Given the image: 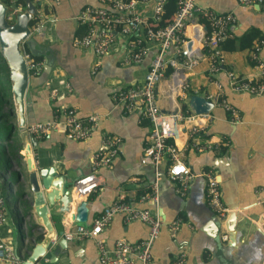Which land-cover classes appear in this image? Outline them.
<instances>
[{"label": "crops", "instance_id": "1", "mask_svg": "<svg viewBox=\"0 0 264 264\" xmlns=\"http://www.w3.org/2000/svg\"><path fill=\"white\" fill-rule=\"evenodd\" d=\"M10 1L14 4L16 0ZM155 2L156 0L139 2L138 13L149 17ZM235 2L236 0H196L198 6L217 14H224L218 12H226L235 5ZM36 4L38 17L46 22V27L41 32L32 35L33 50L36 53L39 52L38 55L25 51L31 57L40 58L42 66L46 60L39 54L42 50L47 54L50 52L53 72L47 83L29 88L28 106L23 116L24 122L20 123L28 126L50 122L55 117V110L60 107L74 109L78 117L97 114L100 115V119L95 132L88 140L71 141L65 136L60 117L56 129L51 130L39 141V146L33 148L34 160L40 167H56L58 174L66 170L73 174L76 180L90 173V159L98 148L102 135L116 136L121 140L120 152L114 159L115 162L113 161L116 166L111 178L103 176V173L111 170L113 165L99 171L105 181V186L82 198L88 202L89 213L86 223L80 225L90 227L103 208L119 197L136 207L154 211L151 194L153 186L156 185L157 191L162 192L161 197L164 199L163 217H160L163 223L168 224L175 218H181L182 222L174 235L170 234L166 227L160 231L152 247L150 264H173V260L179 255L183 256L182 264H230L219 250L220 237L212 239L202 231V227L210 217L203 211L194 209L191 219L196 225L193 224L182 210L184 205L181 204V200H185L187 194L184 197L176 194L174 184L168 179L163 186L151 170L147 172L146 167L143 168L140 164L139 158L150 130L149 121L141 118L140 111L128 113L122 105L113 100L114 94L141 82L154 50L150 51L139 65L125 64L123 58L126 54V42L119 39L106 56L99 58L92 50L81 48L76 42L86 32V27L77 21L78 14L86 7H103L100 0H39ZM242 7H244L242 9L244 11L242 12L243 20L239 22L235 16L236 25L230 30V37H228L233 40V44L226 43L220 46L221 70L214 75L208 74L207 60L202 59L193 68H178L181 76L180 79H176L173 77L174 69L168 67L165 69L164 79L157 87L156 95L159 108L164 113L176 110L190 111L188 98L191 95L218 96L236 110L239 120L232 122L230 114L221 106H213V110L208 113L207 121H203V129L197 139L200 144L208 142L212 148L198 152L193 147H188L185 162L188 167L192 165L199 168L201 174L199 183L203 185V194L205 177L202 174L211 171L216 179L220 177L219 189L222 187L223 191L228 192L230 202L242 206L251 205V219L256 222L257 217L264 218V209L255 205L264 194V98H261L262 95L253 96L233 91L228 74L244 80L259 81L262 79L259 76V68L251 60V53L255 46H260L259 58L264 63V23L261 25V30L252 25L251 19L258 13L264 14V11L259 8V12H256L254 8H257V5ZM190 30L188 28L187 32L190 33ZM249 31L257 32L258 37L256 38L260 40L254 43L252 49H240L239 38ZM190 43L191 47L201 51L200 44ZM167 56L170 59L176 58L173 51H169ZM177 61H179L178 58ZM182 85H186L187 89H183ZM54 89H58L59 96L52 99L51 93ZM8 91L9 88L5 90L7 94ZM182 92L185 93L184 96H181ZM8 99L9 105L2 112V116L7 115L3 119L6 120L3 122L5 123L3 130H0L2 137L9 135L11 128L19 126L17 116L13 114L10 96ZM223 115L225 120L220 118ZM221 121L230 125H239L235 130V140L230 136L213 132L216 124ZM15 135L14 137L9 135L7 142L0 140V167L7 165L12 169L11 173L21 171L25 182V158L21 144ZM227 141L229 144L224 146ZM214 146L218 150L213 149ZM228 152H230L231 164L229 165L226 161L222 162L219 165V172L207 165L210 162L213 163L214 160L226 159ZM127 157L132 159L130 163H127ZM190 170L194 175L191 167ZM127 176L128 179L122 182ZM195 180L194 175L189 186ZM21 185L22 183L13 188V191L16 190L15 196ZM15 196L12 198L4 196L6 223L0 231V242L10 246L15 254L22 256L25 260L33 244L41 240L45 230L41 228L30 231L29 216L22 219L30 210V201L28 199L18 201ZM203 201L207 207L205 195ZM222 204L228 208L223 201ZM177 206L179 208L176 211L174 209ZM14 216L23 221L20 229L22 241L16 240V234L9 227L10 223L15 224L12 219ZM65 216L61 217L56 212H51V221L58 240L63 239L62 235H58L59 233L63 234L65 231L73 230L77 225L69 224ZM147 236L148 227L145 224L137 221L126 223L121 215H116L97 239L103 242L107 253L112 256L116 241L124 240L135 244L145 240ZM55 242L54 240L53 243ZM68 242L77 246L79 252L74 255H61L56 264H73L75 255L80 258V264H99L98 250L93 240L74 239ZM40 262L45 264L42 260ZM134 264H137V261ZM260 264H264V256Z\"/></svg>", "mask_w": 264, "mask_h": 264}, {"label": "built area", "instance_id": "2", "mask_svg": "<svg viewBox=\"0 0 264 264\" xmlns=\"http://www.w3.org/2000/svg\"><path fill=\"white\" fill-rule=\"evenodd\" d=\"M35 3L39 0H33ZM57 1V0H56ZM103 7H86L77 16V21L86 27L85 34L77 40V45L92 50L99 58L106 56L119 39L126 42L125 64L139 65L154 50L148 67L138 85H133L114 94L113 100L122 105L128 113L140 111L141 118L150 123L147 141L139 158L142 165H149L156 169L162 168L166 178L171 181L175 193L184 197L194 175L186 165V149L193 147L198 152L211 149V144L197 142L199 133L203 129V121H207L208 114H193L189 110H176L164 113L160 110L156 90L165 77V69H174L173 77L180 79L181 71L178 68H193L200 60H207L208 74L214 75L221 70V43L230 37V30L236 25V18L232 13L217 14L196 4V0H177L176 11L170 22L162 28H155L160 20V14L165 0H156L149 17L142 16L137 11V0H100ZM143 2V1H142ZM241 6L257 5L264 11V0H236ZM15 8L14 4H11ZM19 9V6L17 7ZM16 10V8H15ZM36 22L30 27V35L45 29V21L41 20L36 12ZM10 19V16H7ZM191 29L190 33L187 29ZM189 42L200 44V50L195 47L187 49ZM24 46V42H22ZM173 51L176 58L170 59L167 54ZM260 46H255L251 53V60L260 70L259 81L244 80L228 74L231 88L235 92L253 96L264 94V63L259 58ZM24 58L30 76H37L42 63L32 59L24 51ZM205 57V58H204ZM177 58L179 61H177ZM187 89L186 85H182ZM58 89L52 90L51 98H57ZM185 93L182 92L181 96ZM213 106H221L230 114V120H239L236 110L227 101L218 96H206ZM55 117L50 122L37 123L26 127L27 133L35 140H42L51 130L58 126L59 118L64 124L65 136L71 141L88 140L95 132L100 115L93 114L78 117L76 111L69 107H60L55 110ZM121 140L116 136L102 135L99 146L90 159V173L76 179L73 192L84 198L105 186L99 171L110 168L118 156ZM229 142H225L227 146ZM213 149H217L216 146ZM205 177V202L207 207L223 224L229 209L221 201V193L214 174L208 171ZM157 186H153L151 201H157ZM256 206L264 209V194L256 201ZM6 202L0 193V231L6 223ZM121 215L124 222H140L148 227V236L135 244L124 240L114 243L113 255L110 256L98 235L106 228L114 216ZM181 218H175L164 224L156 211L134 206L131 202L118 198L105 206L101 214L88 228L76 225L73 230L63 233L66 241L93 240L98 250L99 261L102 264H150L152 247L160 231L166 227L174 235L179 229ZM226 241V235L221 236ZM54 242V240L52 241ZM24 259L12 251L10 246L0 242V264H20ZM183 256L179 255L173 264H182Z\"/></svg>", "mask_w": 264, "mask_h": 264}, {"label": "water", "instance_id": "3", "mask_svg": "<svg viewBox=\"0 0 264 264\" xmlns=\"http://www.w3.org/2000/svg\"><path fill=\"white\" fill-rule=\"evenodd\" d=\"M244 7L235 5L226 12L217 11L218 13H230L237 17L239 22L243 20L242 9ZM260 7H255L254 10L259 12ZM230 11V12H229ZM10 16V19L7 16ZM34 14L29 11H13L12 7L5 5L0 0V57L3 59L8 72V83L10 96L12 102L13 114L17 116L19 126L17 128H11L9 130L10 137L18 138L25 158L26 170H25V182L23 173L12 172V169L7 165L0 167V193L6 198H12L15 196L13 188L22 183L18 189V194L15 196L17 200L28 199L30 201V210H28L26 216L30 219V231L43 228L45 230L39 242L33 244L30 249L28 257L20 264H40L41 260L45 264H56L61 255H74L79 252L77 246H73L71 242L64 239H57L56 232L54 230L51 221V212L64 217L66 215V221L69 224H84L88 219L89 206L88 202L82 198L76 196L73 193V185L75 176L68 171H64L62 174H58L56 167H40L36 163L33 157V148L39 146V141L30 136L24 124L23 116L28 106L29 100V88L34 86H40L48 82L49 76L53 72L51 55L46 51H41L39 55L45 58V63L42 66L37 76H30L27 70L24 51L27 50L31 54L38 55L39 52L33 50L34 40L30 35V21ZM235 17V18H236ZM251 23L256 28L262 30V23H264V14H257V16L251 19ZM241 25V24H240ZM24 42V46H22ZM191 48V43L187 44V49ZM261 98H264V94ZM263 100V99H259ZM188 107L193 114H208L213 110V104L203 96L191 95L188 98ZM225 120V116L220 117ZM20 120V121H19ZM21 122V123H20ZM24 122V121H23ZM64 127V124H63ZM239 125H230L224 121L216 124L213 132L230 136L235 140V130ZM230 152L226 153V159L221 161L214 160L213 163L207 165L220 171L219 165L222 162L231 164ZM127 163H130L132 159L127 157ZM115 162V160H114ZM112 163V169L103 173V176L111 178L114 173L115 163ZM121 161H119L120 163ZM118 163V164H119ZM142 165V164H141ZM146 167V171L153 172L156 177L165 186L167 178L162 168L157 171L155 168L149 165H142ZM193 169L196 180L189 186L186 199L181 200L183 212L187 214L189 220L193 222L191 216L194 214V209L197 211H203L210 219L202 227V231L208 234V237L214 239L220 237L219 250L221 255L228 259L230 264H260L262 257L264 256V218L262 216L257 217L258 221H253L250 214V206H242L235 202L228 200V192L223 191L221 187L220 193L222 201L229 208V212L226 218L221 224L220 220L211 212L204 204L203 201V185L199 183L200 170L198 167L190 166ZM189 167V168H190ZM222 177V173L219 174ZM128 179V176L122 180V182ZM154 181V180H153ZM220 187V177L216 179ZM166 187L164 188V190ZM219 189V190H220ZM164 192V191H163ZM159 193V192H158ZM157 196V201L153 202L154 211L160 217H163L161 195ZM158 206V208H156ZM178 206L174 210H178ZM22 219H19L17 223L19 228V235H16V240L22 241L20 237V229L23 225ZM193 224H195L193 222ZM196 225V224H195ZM226 235V241L221 240V236ZM59 236L63 235L61 233ZM33 238V237H32ZM56 242L53 243L52 241ZM53 244H52V243ZM72 245V246H71ZM75 247V248H73ZM213 249V248H211ZM212 252V251H211ZM73 264H80V258L76 255L73 258ZM99 264H102L98 260ZM42 264V263H41ZM137 264H140L137 262Z\"/></svg>", "mask_w": 264, "mask_h": 264}, {"label": "trees", "instance_id": "4", "mask_svg": "<svg viewBox=\"0 0 264 264\" xmlns=\"http://www.w3.org/2000/svg\"><path fill=\"white\" fill-rule=\"evenodd\" d=\"M137 1H145V0H137ZM2 2L9 6L12 7V1L10 0H2ZM176 2L177 0H165L163 8H162V12L160 14V20L159 22L156 23L155 28H162L165 27L169 22H170V18L173 16V14L176 11ZM15 8L12 7L13 11L17 12V11H29L32 12L34 14L32 20L30 21V26L32 27L35 22H36V12H37V4L33 1V0H16L15 1ZM19 6V9H17V7ZM256 37H258V33L255 31H249L245 34H243L240 38H239V42H240V49H252L254 46V43L260 39H257ZM226 43H232L233 44V40L232 39H226L221 43V46L225 45ZM1 58V57H0ZM32 59L36 62H40V58L38 57H32ZM2 60V73H3V77L5 78V80L8 83V72H7V68L5 66V63ZM9 95L5 92L4 88H0V130H3L4 121L3 120L6 116H2V112L4 111L5 107L9 105ZM184 105V104H183ZM185 106V105H184ZM9 135L2 137L0 134V140H2L3 142H7Z\"/></svg>", "mask_w": 264, "mask_h": 264}, {"label": "rangeland", "instance_id": "5", "mask_svg": "<svg viewBox=\"0 0 264 264\" xmlns=\"http://www.w3.org/2000/svg\"><path fill=\"white\" fill-rule=\"evenodd\" d=\"M0 88H4L5 90H8L9 88V84L7 83V81L5 80V78L3 77V73H2V60L0 58ZM11 212V211H10ZM13 221L15 222V224H9V227H11V229L14 231V234L19 235V228L17 223L19 222V218L17 216H14Z\"/></svg>", "mask_w": 264, "mask_h": 264}]
</instances>
